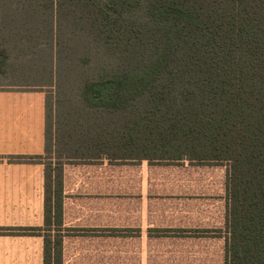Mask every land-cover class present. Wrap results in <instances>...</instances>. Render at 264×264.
Segmentation results:
<instances>
[{"label":"trees","instance_id":"obj_1","mask_svg":"<svg viewBox=\"0 0 264 264\" xmlns=\"http://www.w3.org/2000/svg\"><path fill=\"white\" fill-rule=\"evenodd\" d=\"M23 3L78 24L86 60L91 44L115 57L116 72L87 79L79 92L84 104L112 116L84 119H130L134 125L124 127L134 131L117 137L111 125L97 124L95 137L71 142L73 152L56 162L12 157L45 163V227H0V233L45 229V264H63V159L110 155L118 146L150 159L227 165L226 264H264V0ZM7 58L2 54L0 64Z\"/></svg>","mask_w":264,"mask_h":264},{"label":"crops","instance_id":"obj_2","mask_svg":"<svg viewBox=\"0 0 264 264\" xmlns=\"http://www.w3.org/2000/svg\"><path fill=\"white\" fill-rule=\"evenodd\" d=\"M91 124L134 131L124 118ZM46 146L47 91L0 89V227H45V163L11 158ZM115 150L63 159V264H226L227 165ZM45 232L0 233V264H45Z\"/></svg>","mask_w":264,"mask_h":264},{"label":"rangeland","instance_id":"obj_3","mask_svg":"<svg viewBox=\"0 0 264 264\" xmlns=\"http://www.w3.org/2000/svg\"><path fill=\"white\" fill-rule=\"evenodd\" d=\"M24 1L0 0V59L8 57L0 64V89L40 85L47 91L49 151L42 160L56 162L58 154L73 152L71 142L96 130L84 118L112 116L84 104L79 92L87 79L116 72L117 61L94 44L86 60L88 42L78 24L59 22L45 6L25 8Z\"/></svg>","mask_w":264,"mask_h":264}]
</instances>
